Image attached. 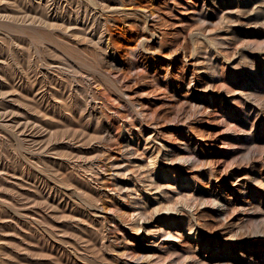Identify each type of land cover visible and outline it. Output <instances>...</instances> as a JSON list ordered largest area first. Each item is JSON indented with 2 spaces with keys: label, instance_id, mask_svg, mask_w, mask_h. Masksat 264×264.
<instances>
[{
  "label": "rangeland",
  "instance_id": "rangeland-1",
  "mask_svg": "<svg viewBox=\"0 0 264 264\" xmlns=\"http://www.w3.org/2000/svg\"><path fill=\"white\" fill-rule=\"evenodd\" d=\"M54 1L57 2L54 11L58 16L66 15L74 19V11H77L82 23L87 15L90 20L94 17L92 24H89V28L83 27L82 23L61 26L59 21L48 20L46 15L50 13L49 6ZM150 1L146 7L144 2L142 5H131L125 0L126 3L112 11L107 8L110 0H0V111L5 115L0 117V264H118L120 261L140 264L141 259H133L130 256L132 253L138 254L147 247L158 250L172 245L180 246L183 240L188 243L189 236L186 238L181 235L183 231L187 233L183 230L188 220L185 214L178 213L172 217L177 225L185 224H181V228L173 224H160L153 211L156 206L171 209L176 202L177 205L193 202L198 186H192L191 178L195 183L200 181L201 177H197L198 168L190 167L183 172L182 177L178 174L174 176L173 171L168 176L161 171L153 175V179H161V193H147L141 187V180H147V177L143 172L146 168H138L139 162L147 163V167L153 169L157 163H152L149 154L152 152L160 157L164 149L157 151L156 144L159 143L152 140L154 134L149 132L150 128L132 126L135 116L127 100L122 99L117 90L124 85L128 86L121 89L125 95L146 102L148 112L150 116L154 115L153 121L158 123L162 135L167 136L165 132L170 127L168 114L180 112L188 119L185 123L170 121L180 129L174 134L169 133L172 136L170 143L178 146L179 150H185L187 136H194L186 124H190L198 134L210 137L205 141L212 155L199 159L202 160L201 164L209 159H219L217 183L223 184L226 191L239 188L241 183L257 176L261 182L254 184L252 180L253 192L248 195L260 197L259 194H264V161L255 157L256 161L248 163V152L239 151L236 139L242 132H239L234 122L235 117L246 114L240 104L241 98L234 90L239 92L246 89L248 82L245 79L254 80L260 75L264 77V0H169V5L181 3L176 10L182 13L172 7L170 9L169 5L166 6L169 9L162 6L158 13L160 19L156 20L158 27L155 26L153 35L152 27L150 32L142 31L143 18H140L144 12L148 15L152 11L157 13L156 6L161 0ZM233 1L235 7L221 11L223 5L232 6ZM201 5L203 8H200ZM189 6L198 8L196 12L208 14L214 24L210 26L211 31L205 32L208 47L203 44L208 50L210 68L205 69L207 60L201 54L202 51L194 54L197 43L189 32L197 33L200 21L197 13L190 9L184 10ZM24 13H30L29 17ZM219 16L225 18L221 23H218ZM32 19L34 24L30 25ZM53 23H58L60 27ZM255 26L259 30L254 31ZM101 35L109 39L108 46L105 42L99 43ZM142 40L144 44L141 46ZM197 61L204 64L198 65ZM196 67H202L197 68V77L193 81L200 88H195L197 96H189L190 102L185 103L183 93L170 90L186 85L192 76L191 70ZM253 69L257 71L256 75H252ZM205 79L206 84L198 85ZM169 80L176 87H167ZM199 96L206 99L207 108L203 114L195 113V106L200 104L197 100ZM87 100L90 105L95 104V109L90 120L85 115L86 118L80 124L76 123V127L73 125L76 118L72 111L75 106L83 108ZM116 110L125 113L126 117H118ZM109 116L115 119V126H121L126 133L130 154L118 156L114 145L106 147L93 139L82 145L81 149L84 151L90 146L99 148L104 154L99 150L93 154L103 158L107 166L113 163V167L99 169L96 176L98 180L93 179L91 172L81 169L74 172L77 175L69 170L65 174L70 182L74 180L75 183L85 184L87 180L89 186L98 189L101 193L99 205L109 203L112 198L114 203L128 211V223L122 228L132 226L138 230L140 227L138 234L127 230L130 235L125 239H121L122 232H111L113 238L109 245L121 251L119 255L110 248L99 250L100 240L93 250L87 246L88 242L93 241L96 226H88L87 216L82 217L83 220L78 224L72 221V215L84 210L81 201L83 196L73 194L72 187H62L61 177L56 171L63 161L67 135H72L73 128H77L78 133L86 128L88 133L98 125L97 121L106 124ZM137 129L149 137V144L136 138ZM111 131L116 132L117 128L111 127ZM195 140L200 139L196 137ZM187 144L190 146L192 143ZM260 145L264 148V141ZM93 154L85 151L83 156ZM160 165L163 170L166 169L164 162ZM35 174L40 178L35 177ZM201 183L204 185V182ZM50 184L70 198L67 197V205L62 201L57 203L55 198L54 207L46 211L43 194L49 191ZM118 184H124L123 191L117 192ZM110 209L111 206H107L104 211L100 208L94 217H108ZM235 214L245 219L251 211L238 210ZM145 218L148 221L144 222ZM33 219L35 222H30ZM203 219L215 221L209 213H204ZM254 221L242 223L234 220L237 224L234 225L233 236L223 233V229L211 228L216 231L208 235L209 239L214 247L227 244L239 251L243 240L264 237V225L260 226L259 217ZM106 222L108 227H112L110 222ZM46 229L52 237L45 234ZM148 230L150 233L146 234V239L143 232ZM168 231L169 236L166 233ZM74 248L77 254H70ZM178 250L183 257L172 255L170 263L174 259L185 260L184 249ZM221 251L212 250L215 254ZM251 252L249 248L244 249L242 261L237 260L234 264H255V261H258L256 264H262L263 261L259 259L262 253ZM209 253L204 252L197 258L203 264H215L208 257ZM77 255L83 259L77 258ZM187 261V264H191L190 260ZM165 263L151 261L148 264Z\"/></svg>",
  "mask_w": 264,
  "mask_h": 264
},
{
  "label": "bare ground",
  "instance_id": "bare-ground-1",
  "mask_svg": "<svg viewBox=\"0 0 264 264\" xmlns=\"http://www.w3.org/2000/svg\"><path fill=\"white\" fill-rule=\"evenodd\" d=\"M149 1L150 0H126V2H128V4H131V5L135 4V3L141 4L144 2L143 5L146 7H147V5H150ZM153 1L155 2V1H160V0H153ZM168 1L169 0H161L160 3H162V4L159 3L156 6L157 13H153V11H152V12H150L149 15L147 12L146 13L144 12L143 14H141L142 17H140V18H143V23H142L143 30L142 31L150 32L151 31L150 28L152 27L153 29L151 31V34L152 35L155 34L154 28H155V26H157L156 20H158V18H159L158 13L161 10L162 6L166 7L169 5V4H167ZM126 2H125V0H121L120 2H117V0H110V3H109L107 8L112 10V11H116L119 8L118 5L119 6L123 5ZM101 4H102L101 6H103V3H101ZM180 4L181 3H179V2H175L169 6H170V9L172 7L173 10H176V8ZM56 5H57V2L54 1L49 6L51 8V10L49 8L50 13L48 15H46L48 20H53L55 22L59 21L60 22L59 25H61V26L64 24H66V25H70V24L78 25V24L82 23L79 20V13H77V11H76V13L74 11V14H75V17L73 16L74 19H72L66 15L65 16H58V14L54 11L56 8ZM202 5L200 6V8H203ZM231 5L232 6L223 5L220 9H221V11H224L225 9L227 11V9H231V7L236 6L234 1L231 2ZM217 6H219V5H217ZM189 7H185L184 10L187 11L190 9L193 13H197V16L199 18L198 20L200 21V23H199L200 26L198 24L199 29L197 28L198 26L196 27L198 29V32L197 33H191L192 32L191 30H190L191 32H189L190 35L196 39V43H197L196 46L194 47V54L197 55L200 53V51H202L201 54L204 55L205 59L207 60V61H205V63L207 62V65H205V69L210 68L211 66H210V62L208 61V55H207L208 50L205 49L204 45H206V40H207V39H205V37H206L205 32L206 31L209 32L212 30V27L210 28V26H211V24H213V22L210 21L208 14H206L205 12H203V11L196 12L198 8L195 9L193 6H191L190 8ZM156 8L154 7L155 10H156ZM166 8H168V7H166ZM176 11H179V10H176ZM179 12H181V11H179ZM63 13H65V12H63ZM24 14H27V13H24ZM28 14H30V13H28ZM28 14H27V16H28ZM87 16L89 17V15H87ZM31 17H32V15H31ZM33 17H35V16L33 15ZM88 17L81 24L83 27L88 26V28H89V24H92L94 17H91V20ZM34 19H32V21H29L30 25L34 24V22H33ZM224 19L225 18H223L222 16H219V18H218L219 22L218 23H221L222 21H224ZM24 20H25V18H24ZM24 20H23V22H24ZM25 21H28V20L26 19ZM38 21H39V18H38ZM225 21H227V20H225ZM45 22L47 23L48 21L46 20ZM163 23H164V21H163ZM53 24L55 26L60 27L58 25V23H53ZM182 24H184V23H182ZM44 25H46V24H44ZM213 26H214V24H213ZM255 27L256 28L253 29L254 31L259 30L257 28V26H255ZM53 28H54V26H53ZM66 28L68 29V27H66ZM162 34L166 35L165 32H162ZM104 37L105 36H103V35L100 36V38L98 39L99 43L105 42L106 45L108 46L110 44L109 39L108 38L105 39ZM143 39L146 40V36H144ZM140 44L142 46L144 44V41L142 40ZM259 46H258V48H259ZM183 49L185 52L186 51L185 45H184ZM1 60H2V57H1V53H0V61ZM197 64L202 65V64H204V62L197 61ZM0 68H2V65H0ZM197 68L199 69L202 67H196L193 70H191L192 76H191L190 80L187 81L186 85L178 86V88H177L172 81L169 80L167 83V87H169L171 89H172V87H176V88H173L172 90H170L171 92L183 93V95H182L184 97L183 102H185V103L190 102V101H188V100H190L188 98L189 96H197L195 94V88H200L197 86V83L193 82L195 80V78L197 77V73H198ZM252 72H253L252 75H256L257 71L255 69H253ZM184 79H185V77H183L182 80H184ZM257 79H255V78H254V80L245 79V82H248V87L246 89L240 90L239 92L237 90H234V92L237 93L239 95V97L241 98L240 104L242 106L244 113L246 111L245 115L240 114V116L235 117L234 122H235L236 128H238L239 132H242L236 139L238 141V145H239L238 147L240 149L239 151H241V152L247 151L248 152L247 156H246L248 163H249V161L255 160V157L264 161V148L260 147L261 142L264 141V77L260 75V77H257ZM204 83L205 84L207 83L206 79L201 80V82H199L198 85H203ZM124 87L127 88L128 86L124 85ZM123 88H118L117 90L119 91L122 99L127 100L129 108L131 109L132 113L135 116V122L132 124V126L135 127L137 125H139V126L143 125V127L150 128L149 132L150 133L153 132V134H154V137L152 138V140H155L159 143V144H156V147L158 149L157 151H160L162 148L164 149V151H162V154L160 157H157L156 154H154L152 152H151V154H149V157L152 160V163H157V165H155L153 169L148 168L147 163H140L139 162L138 168L141 169V168L145 167L146 170L143 172L146 173V177H147V180H141V187L145 191H147V193H149L150 191H154V192L156 191L157 193H161L162 192L161 185H160L161 179H153L152 178L153 175L156 176L160 171L163 172L165 176L170 175L171 171H173L174 176H176L178 174L180 177H182L183 172L188 170L190 167L191 168L197 167L198 168L197 171L199 174V175H197V177H201L200 181L197 183H195L191 178L192 186H194V187L198 186V190L194 193L193 202H191L190 204L181 203L180 205H177V202H176L171 209H167L165 207L160 208L159 206H156L154 208L155 210L153 211L155 213V217L158 219L160 224H164V225L173 224V225L179 226L181 228H182L181 224H183V223H179L177 225V223H175V221L173 222L172 217L178 213L185 214L184 217L185 218L188 217V220H187V225L185 226V229L183 228V230H186L187 233L184 234L185 231H183V233L181 232V235H183L186 238L189 236L190 239H189L188 243H186V241L183 240L180 243V246L172 245V246H169L165 249L163 248V249H158V250L147 247V249L145 248V251L141 250L140 253H138V254L132 253V255H130V256H132L133 259H136V257L141 259L142 262L140 264H148L151 261H154V262L155 261L156 262L166 261L165 264H174V262L176 264H187L188 263L187 260H190L191 264H203L202 261H199L201 259L197 258V256H199L200 254H203L204 252L205 253L210 252L208 257L210 259H212L215 262V264H234V262H237V260L242 261L244 249L249 248L252 251L251 253H255V252L262 253V255H260L261 258H259V259H261V261H263L262 264H264V237L256 236L255 238H253L250 241L246 240V239L243 240L242 244L239 245V246H241V247H239V248H241V250L237 251V249L234 250V249H232L231 245H227V244H223V246H220V244H219L218 246L214 247L211 243L212 241L209 239V236H208L209 234H212L214 231H216L214 229H220V230L223 229V233L230 234L229 236H233L232 231H234V225L237 224V223H234V220L235 221L237 220V222L239 221L242 223L243 222H253L254 220H256V217H259L260 226L264 225V194H261V195L259 194L260 197L250 196L253 192V188H252L253 183L254 184L259 183V182H261V180L257 176H255L254 179L251 178V179H248L243 184L241 183L239 188H231L229 190L230 192L226 191L227 189L223 186V184L217 183L218 178H219L218 177L219 166H220L219 159H217V160L216 159H209L208 161H205L202 164H201L202 160L199 159V157H205L206 158V157H209L212 155V151L210 149H208V145L205 141V139H210V137L208 135L206 136V135L201 134V133L198 134L196 131L193 130V127L190 124L189 125L186 124L187 129L194 136L193 137L187 136L186 142L184 143L185 147H186L185 150H179L178 146L170 143L169 139H171L172 136L169 135V133L174 134L175 133L174 131L178 132V131H180V129L177 127V125L171 123L170 121L171 120H178L180 123H185L186 121H188V119H186L185 116H183L180 112L168 114L167 120H168V124L170 125V127L165 132L167 134V136H165L164 134L162 135L161 130L157 127L158 123L156 121H153L154 115L150 116L151 113L149 114V112H148V109L146 107V102L139 101V100L133 99L132 96L125 95V93L121 91V89H123ZM197 100H199L200 104H198V106H195V113L196 114H203L207 108L206 101H205L206 99H204V97H202V96H199ZM81 107L75 106V108L72 111L75 118H76L75 119L76 121H73L74 126H76L79 122L83 121L85 115L87 117V120H90L91 115H92V111L95 109V104L90 105L88 103V100H87V102L85 103V106L83 108H81ZM115 112H116L118 117L119 116L120 117H126V114L119 111V110H116ZM242 115H244V116H242ZM1 116L3 117L5 115H4V113H2L0 111V117ZM106 120H107L106 124L102 123V121L96 120L98 125L95 128L93 127V129L91 130L92 132L90 131L88 133H87L88 129L86 130V128L84 131H81L80 133L77 132V131H79V130H77V128L76 129L73 128L74 131H73L72 135H67L68 137L66 136L68 138V140L66 141L68 143L65 144L66 150H64L65 152L63 151L64 153L61 152V153H63L62 154V160L63 161L61 162V164H59L60 166H59V168H57L56 171L61 177L60 183H61L62 187L63 186L66 188L72 187L73 194L77 193V195L81 194V196H83V199L81 201H82V205L84 207V210H80L78 212V214L72 215L73 216L72 221L78 224L80 221L83 220L82 217L87 216L86 221H88L87 222L88 226L90 225L89 227H92V228L94 226H96V228H94L95 231L93 232V238H92L93 241L90 240L91 242L90 243L88 242L87 246L89 245V248H92V250H93L95 248L94 246L96 245V243L98 245V240H100L99 247H98L99 250H105L106 248L107 249L110 248L112 251H116L119 255V253L121 251L118 252L119 250H117L116 248H113V247H111V245H109L112 242L111 238H113L111 232L112 231L116 232V233L122 232L123 237L121 236V239H125L126 236L130 235V234H128L127 230H133V231H135V233L138 234L140 227L138 228V230H134L135 227H132V226L127 227V229L122 228V226H125L126 223H128L127 216L130 215V213H128V211L122 209L120 206H118L116 203H114V200L112 198L109 199V201H110L109 203L105 202V204H103V206L99 205L98 203H99V199L101 198V195H100L101 193L98 189H95V188L89 186V182L87 180L85 181L86 182L85 184L80 183V182L75 183L74 180L72 182H70L69 180H67L68 177L65 174V172H68V170H69V172L76 174L74 172H78L81 169V170H85V172H87V171L91 172V174H93V177H94L93 179L98 180V178L96 176L98 174L99 169L104 170L105 167H109V168L113 167V163L109 164L107 166L104 163L103 158L100 159L98 154H93L96 151H98L99 148L94 147V146H90V148H88L87 150L83 151L81 149L82 145L89 143L93 139L102 143L106 147L114 145L115 148L117 149V155L118 156L124 157V156H128L130 154L129 141H128V138L126 137V133L124 132L123 128L121 126H115V119L112 116H109L108 118H106ZM111 127L117 128V131L116 132L111 131ZM65 135H66V132H65ZM135 136L138 140L142 139L146 144L150 143L148 140L149 137H145L142 134L141 130L138 131V129H137V131H135ZM196 137L199 138L200 140L196 141L195 140ZM187 143H192V144L190 146H187L188 145ZM43 147H44V145H43ZM45 147H44V149H45ZM37 151L39 152L40 150H37ZM41 151H43V150H41ZM85 151H87V154H93V155L85 157V156H83V153H85ZM99 152H100V150H99ZM100 153L104 154L102 151ZM82 158H84L83 161H81ZM116 158H117V156L114 157V159H116ZM78 160H80V161H78ZM134 161H138V160H134ZM161 162L165 163V165H164V166H166L165 170H163L162 166L160 165ZM158 165H160V166H158ZM62 170H65V171H62ZM117 172H118V170H117ZM35 175H36L35 177L40 178L37 176V174H35ZM100 179H102V178H99V180ZM204 179H206V181ZM90 180H92V179H90ZM252 180H253V183H252ZM201 182H204V185H202ZM60 183L58 184V186L61 187ZM79 185L81 187H79ZM48 188H49V191H46L43 194V196L45 195L44 196L45 202L43 201L45 203V207L44 206L43 207L47 209L46 211L51 210L54 207L53 201L55 198H57V203L62 201V202H65V204L67 205L68 198H70V197H68L66 193H63L60 189H57V187H55L54 184H52V185L50 184V186H48ZM116 188H117L116 189L117 192L118 191L120 192V191L124 190L125 186H124V184H118L116 186ZM262 188L264 189L263 186H262ZM237 193H239V195L236 196ZM248 194H250V195H248ZM151 199H154V198L151 197ZM78 203H79V201H78ZM107 206H111L110 213H109L110 216L103 217V219H98V218L94 217V216H96V214L100 208L104 211V209H106ZM164 210H167V211L164 212ZM238 210L239 211L240 210L251 211V214H248L246 216V218L244 219L243 217H240V215L235 214L236 212H238ZM161 211L163 213L160 214ZM204 213H209V216L214 217V219H215V221H213L214 223L204 220L203 219ZM142 215H143V217L145 216L144 213H142ZM106 221L110 222L112 224V227H108V225H106L107 224ZM146 221H148L147 218L144 219V222H146ZM30 222L34 223L35 221L33 219ZM91 223H93V224L91 225ZM183 225H185V224H183ZM109 226H110V224H109ZM110 228H112V229H110ZM211 228H214V229H211ZM143 229H146V227L143 226ZM76 230H77V228H76ZM147 233L148 234L150 233L149 230L143 232L145 238H146ZM166 233L168 234L169 231ZM45 234L51 236V232L48 231V229H46ZM262 235H264V234H262ZM167 236H169V234ZM182 246H184V248H182ZM162 247H166V246H162ZM180 248L184 249V251L186 252V255L184 256L185 260L177 261L174 259L173 263H170V258L172 257V255H177L178 257H183V255L180 254L181 252H179V250H178ZM213 249H216V250L221 249L222 251H221V253L215 254L214 252H212ZM125 251H127V250H125ZM69 253L75 255V254H77V249L74 248L73 251L69 252ZM126 253H128V252H126ZM121 255H125V254L122 253ZM130 256H128V257H130ZM195 257H196V259H195ZM202 257H205V255H203ZM77 258L83 259L79 255H77ZM197 259H198V261H197ZM257 262L258 261H255V264ZM118 264H126V263L123 261H120Z\"/></svg>",
  "mask_w": 264,
  "mask_h": 264
}]
</instances>
